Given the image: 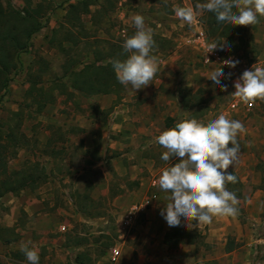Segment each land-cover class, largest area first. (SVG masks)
I'll return each mask as SVG.
<instances>
[{
	"label": "rangeland",
	"instance_id": "374dc122",
	"mask_svg": "<svg viewBox=\"0 0 264 264\" xmlns=\"http://www.w3.org/2000/svg\"><path fill=\"white\" fill-rule=\"evenodd\" d=\"M78 1L32 0L33 5H42L45 27L32 38L31 50L20 54L22 64L12 73L9 88L0 89V124L18 119L14 113L18 111L22 115L20 130L31 139L17 155L8 157L9 167L19 169L27 161L38 162L50 173L48 181L34 191L40 199L45 198L43 206L34 216L22 214L17 220L16 224H24L25 229L17 233L12 249L0 251V264H29L20 250L28 241L39 247V264H76L78 255L86 264H97L107 248L115 245L122 246L123 264H149L147 249L156 239L132 236L137 225L148 221L146 213L140 214L130 231L120 230L134 204L149 199L150 207L157 201L158 207L165 208L170 202L171 193L160 189L158 178L179 158L163 161L161 155L166 149L155 138L185 116H194L206 125L221 113L241 121L246 129L238 134L240 152L228 169L240 183H234L233 188L226 185L236 196L242 194L237 196L238 214L214 216L211 224L201 228L195 221L183 222L166 231L163 243L174 229L187 232L185 239L190 242L195 238L203 257L200 264H220V245L210 241L214 236L210 228L214 227L219 235L215 240L249 252L251 261L256 240H263L257 246L264 245V101L259 100L250 112L232 111L229 104L234 76L254 64L264 66V17L253 26L233 25L230 32L237 41L228 50L222 29L209 24L213 13L201 10L191 24L175 15V7H194L207 0H111L105 15L100 16V5H92L91 13L80 14V22L75 13L68 17L70 4ZM12 2L22 8L27 0ZM135 14H142L145 26L154 33L153 54L159 58L160 70L152 84L137 91L123 86L117 94L58 95L42 112L35 111L26 91L39 69L40 80L47 85L59 79L66 81V68L75 59L80 62L73 66L78 70L95 59L94 52L120 55V47L123 50L126 38L136 31L132 21ZM68 30L84 36L72 50L64 40ZM200 30L207 36V45L224 40L225 50H215L219 59L205 62L207 48H200L196 41ZM61 46L69 48L68 52ZM226 59L239 63L228 67L223 64ZM219 67L225 73L221 84L226 90L208 79ZM5 211L9 210L3 205L0 214ZM62 224L67 226L64 232L60 231ZM1 231L6 237L10 235L8 229ZM248 241L251 249L240 248ZM166 245L170 250L177 247ZM259 263L264 264V260Z\"/></svg>",
	"mask_w": 264,
	"mask_h": 264
},
{
	"label": "clouds",
	"instance_id": "9594fccd",
	"mask_svg": "<svg viewBox=\"0 0 264 264\" xmlns=\"http://www.w3.org/2000/svg\"><path fill=\"white\" fill-rule=\"evenodd\" d=\"M201 10L213 12L218 22L253 26L259 23L260 17H264V0H207L194 7L174 8L175 15L188 24L196 19ZM132 21L136 31L123 44L127 58L114 60L112 66L117 80L137 91L152 84L160 70V61L153 54V30L145 26L143 15L135 14ZM218 48L225 50L224 40L207 46L206 60L207 54ZM238 63V60L232 59L223 61V64L233 68ZM224 76L219 67L212 71L208 79L226 90L227 86L221 84ZM234 87L232 94L244 103L264 101V66L254 64L250 70H245ZM245 131L241 121L231 120L221 113L206 125L194 116H185L155 138V142L166 149L161 155L163 161L179 158V162L164 168L158 178L160 189L171 193L170 202L161 210L169 227L180 226L181 218L187 223L207 224L214 216L238 214V197L226 185L237 182L236 175L228 169L238 159V134ZM20 250L29 264H39V247L36 244L24 242Z\"/></svg>",
	"mask_w": 264,
	"mask_h": 264
},
{
	"label": "trees",
	"instance_id": "16d2710c",
	"mask_svg": "<svg viewBox=\"0 0 264 264\" xmlns=\"http://www.w3.org/2000/svg\"><path fill=\"white\" fill-rule=\"evenodd\" d=\"M108 2H111V0H79L76 3L70 4L68 17H71V14L75 13L77 21L80 22V14L91 13L92 5H100V16L105 15L107 13L106 5ZM209 24L216 27L217 30L222 29V35L228 41V50L233 49L237 41L233 38L232 32H230L233 25L218 22L215 14L214 17L211 16ZM44 27L43 9L40 3L33 5L32 0H27L24 7L18 8L13 4L12 0H0V89L6 90L9 88L12 73L16 72L22 64L20 54L31 50L32 38L35 34L40 33ZM81 31L83 32L82 29ZM79 34L80 36L68 30V36L64 40L70 43V50H72L73 46H78L84 39L80 31ZM239 40L241 43L244 42L242 37ZM61 49L68 52L69 48L61 46ZM120 52V55H116L113 51L105 54L103 51H100L99 55L98 52H94L95 59L85 63L78 70L73 67L80 63L75 59L66 68V81L59 79L58 82H50L47 85L41 82L42 72L39 69L30 80L26 91L32 100V106H35V111L38 113L42 112L47 106L56 102L58 95H69L68 98H71L78 92L88 95L119 93L123 85L116 78L112 62L114 60L123 61L128 55L121 47ZM184 101L183 103H185ZM14 113L15 116H18V119L14 116L13 121V118H10L8 121L0 124V198L7 193L19 195L24 189L35 191L45 184L50 177V173L44 166H40L38 162L27 161L19 169H11L9 167L8 157L17 155L19 150L31 140L28 135L20 130L22 115L18 111ZM38 141L35 139V142ZM49 143V141L46 142L44 147H48ZM237 182L240 183L238 178ZM228 185L232 188L234 187V183L229 182ZM241 195L240 192L237 194L238 197ZM186 233L174 229L172 232L166 234L164 242L169 245H177L179 239L188 237ZM0 239L5 242H11L16 240L17 236L15 238L12 235L6 237L0 230ZM194 239L190 243H195ZM235 247L234 244L227 246L226 251H232ZM109 248H107L101 257L107 253ZM260 252H263L261 259L264 260V245L260 247ZM75 262L76 264H86L80 255L76 256ZM90 264H96V262H91Z\"/></svg>",
	"mask_w": 264,
	"mask_h": 264
},
{
	"label": "crops",
	"instance_id": "0c3cea01",
	"mask_svg": "<svg viewBox=\"0 0 264 264\" xmlns=\"http://www.w3.org/2000/svg\"><path fill=\"white\" fill-rule=\"evenodd\" d=\"M155 80H158L157 77ZM154 106L158 102H153ZM36 191V190H35ZM40 196H36L34 190L24 189L19 195H14L12 193H7L0 198V208L5 206L6 210L4 214H0V230L8 229L9 234L12 237L18 236L19 231L25 229L24 224H16L20 216L32 217L37 211L43 206L45 198L40 199ZM164 207H158L157 201H154L152 207L146 210V216L148 221L145 224H139L133 233V237L137 235L140 236H151L153 240L156 239L153 245L148 246V251L150 254L148 257L150 260L149 264H200L203 257L200 256V251L197 248L196 243H190L187 239H181L177 247L170 250L169 247L163 243L164 234L167 230L172 229L169 227L166 220L161 215V210ZM10 212V213H9ZM39 214V213H38ZM185 222L181 219V223ZM16 224V225H15ZM211 224V222H210ZM37 227V225L35 224ZM198 227H202V224H197ZM7 227V228H3ZM35 227V228H36ZM211 234L214 235L210 237L211 243H218L220 248H218L220 259V264H248L249 252H244L243 250L226 251V242H218L215 237L218 238L217 234L218 228L211 227ZM140 233V234H139ZM222 235V234H220ZM154 237V238H153ZM18 240H13L11 242H5L0 239V251L4 248L12 249ZM251 242H247L246 245L240 247L245 248L247 251L251 249Z\"/></svg>",
	"mask_w": 264,
	"mask_h": 264
},
{
	"label": "built area",
	"instance_id": "2783aa9c",
	"mask_svg": "<svg viewBox=\"0 0 264 264\" xmlns=\"http://www.w3.org/2000/svg\"><path fill=\"white\" fill-rule=\"evenodd\" d=\"M198 36L196 41L198 42L199 47H203V48H207V36L205 34V32L203 30H200L198 32ZM210 54V55H209ZM208 54V57L206 60L205 57V62L208 63L210 61V59L212 58H217L219 59V55L217 51H213L210 52ZM243 73V72H242ZM242 73H237L233 80H232V91H235V87H234V83L239 79V77L242 75ZM259 100H255L254 102H249V103H244L242 101H240L237 97H235L233 95V99L230 102V110L232 111H244V112H250L251 110H253L255 107H257ZM151 200L146 199L145 201H143V203H138V204H134L130 211L127 212V214L125 215L124 220L121 223V233H126L128 232V230L130 231L131 228L133 227V225H136L137 223V218L140 216V214L145 213L146 210L150 207ZM144 204V205H143ZM143 206V207H142ZM142 207V208H140ZM140 208L139 210L135 211L136 209ZM67 230V226L65 224H62L60 226V231L64 232ZM262 239L256 240V247L253 250V258L248 264H260L259 261H261V256L263 254V252H260V247L257 246L259 245V243H263ZM263 261V260H262ZM97 264H123V250H122V246L121 245H115L113 247H110L107 251V253L101 257V259L98 260Z\"/></svg>",
	"mask_w": 264,
	"mask_h": 264
}]
</instances>
